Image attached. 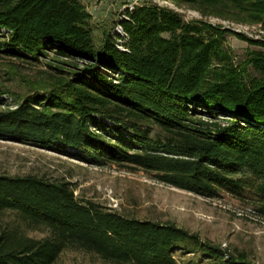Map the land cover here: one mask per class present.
Here are the masks:
<instances>
[{"label": "trees", "instance_id": "1", "mask_svg": "<svg viewBox=\"0 0 264 264\" xmlns=\"http://www.w3.org/2000/svg\"><path fill=\"white\" fill-rule=\"evenodd\" d=\"M164 1L264 28V0ZM90 22L79 0H0V57L52 71L22 96L0 84V139L142 171L200 197L249 189L264 219V40L154 4L126 6L116 37L98 46ZM227 33L260 51L236 64ZM74 193L68 182L0 176V264H55L67 250L117 264H178L175 254L197 255L181 264H255ZM6 213L12 222L2 223Z\"/></svg>", "mask_w": 264, "mask_h": 264}, {"label": "rangeland", "instance_id": "2", "mask_svg": "<svg viewBox=\"0 0 264 264\" xmlns=\"http://www.w3.org/2000/svg\"><path fill=\"white\" fill-rule=\"evenodd\" d=\"M91 15L90 27L98 46L106 33L116 37L118 21L126 6L154 4L174 10L188 22L204 21L223 27H252L260 25L236 23L202 16L186 7H176L164 0H79ZM254 26V27H253ZM232 33V32H231ZM224 35V46L231 52L234 62L241 64L251 51H260L235 35ZM243 36L253 40L255 34ZM52 71L43 64H23L8 57H0V84L16 95L27 94L34 85L46 81ZM12 104L3 98L1 107ZM74 151H71L73 153ZM248 174L241 171L239 175ZM36 176L48 181H63L71 184L78 200L91 201L105 210L114 211L126 218L170 223L197 235L201 242L228 249L234 255H243L255 264H264V219L257 213L255 201L258 196L249 189L239 193L219 190L218 196L206 198L158 183L142 171H131L117 166L95 167L80 162L71 156L40 149L13 140L0 139V176ZM2 223L12 222L14 216L6 213ZM28 235L42 238L43 230L29 231ZM197 255L175 254L178 264ZM55 264H117L104 261L94 253L67 250Z\"/></svg>", "mask_w": 264, "mask_h": 264}, {"label": "built area", "instance_id": "3", "mask_svg": "<svg viewBox=\"0 0 264 264\" xmlns=\"http://www.w3.org/2000/svg\"><path fill=\"white\" fill-rule=\"evenodd\" d=\"M133 5L129 6V7H132ZM223 27H226L228 29L231 28V30L235 33H240V34H245V35H251L252 34H255V36H253L254 38L256 39H261V37L264 38V29L262 30H258V31H253L254 28L252 27H248V26H245V27H238V28H233V27H230L226 22H219ZM214 25V24H213ZM254 27V26H253Z\"/></svg>", "mask_w": 264, "mask_h": 264}]
</instances>
